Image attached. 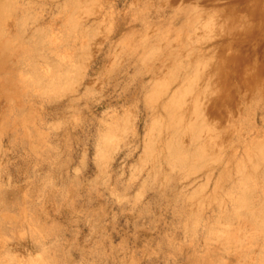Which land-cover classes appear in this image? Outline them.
Returning a JSON list of instances; mask_svg holds the SVG:
<instances>
[{
	"label": "rangeland",
	"instance_id": "rangeland-1",
	"mask_svg": "<svg viewBox=\"0 0 264 264\" xmlns=\"http://www.w3.org/2000/svg\"><path fill=\"white\" fill-rule=\"evenodd\" d=\"M82 1L9 0V4L13 5L10 4L8 7L6 0H0V5L4 4L8 7L0 12L3 16V19L0 16V20L2 19L0 37L8 35L9 38L16 37L24 40L16 41L15 57L10 58L9 62L16 58V61H20L25 56L24 60H29L28 63L33 58L36 61V63H29V66L26 64L25 72L14 71L16 75L1 74L0 87L3 89L5 77V80L9 82L11 79L16 81L18 87L21 81L18 80V76L36 80L34 78L38 77V74L34 73L35 70L41 73L38 81L41 82L40 87L38 85L35 87L32 83H25L26 86L20 84L18 101L7 102L3 99L4 92L2 89L0 91V202L4 200L5 204H13V208L11 207L10 210L8 208L12 224L0 223V264L15 263L10 262L11 258H14L18 264H23L29 257L35 261L43 253L42 246L48 247L46 248L48 251L53 248L57 253L55 264H196L198 259L207 257L206 251L210 244L219 254V257H216L211 264H216L219 260L222 264H244L232 253L222 251L221 245L213 238L215 230H212L215 226L219 227L218 221L222 220L223 223L228 221L217 215L220 205H223L224 207L221 208L226 210L232 206L230 201L226 200L224 196L226 190L223 189H228L229 186L232 188V183L242 179V173L253 174L245 156L250 153L259 156L258 149L264 147V0H248L249 3L247 0H240V2L239 0ZM74 6H80L78 10L75 9L76 28L69 24L71 8ZM251 16L252 18H249ZM5 18L7 22L3 23L6 21ZM27 41L28 43H25ZM32 49H37V52L34 53ZM145 55H148L147 60ZM51 64L53 67L60 65L64 69L72 70L71 76L74 83H71L69 90L65 86H61L57 91L45 89L53 80L54 73L50 72ZM44 70L47 71L44 73ZM229 70L230 72L226 73ZM32 73L34 75L31 76ZM252 74L255 78L250 77L253 76ZM247 76L252 85L247 80ZM42 79L47 80L40 81ZM235 99H238L237 105ZM169 100L172 105L169 104L171 111L166 113L163 103ZM180 102L181 105L178 106ZM184 115L188 116V123L200 127L201 131L198 133L201 135L199 134V140L195 141L186 131L185 135L187 134L188 139L183 134L181 136L183 140H178L180 141L178 146L181 145L187 152L190 149V153L196 151L198 147L205 150L209 156L207 163L201 164L198 161L197 164L202 166L189 173L183 171L181 163L178 164V159L175 160L178 162L175 163L178 167L176 170L170 168L167 162L165 163L169 150L174 153L170 148L173 145L170 143L172 135L169 125L178 117L182 120L186 119L187 122ZM156 121L163 123L161 126H165L161 133L152 130ZM113 127H118L117 134L114 131L111 132L110 129L113 130ZM226 138L230 139L225 142ZM99 139L101 141H98ZM106 148L109 152L112 150L110 154L104 151ZM150 149L155 151L157 161L148 158ZM39 154L46 156V159ZM261 156L259 160H262ZM238 166L245 168L240 167L241 175L240 172L237 173ZM235 175L239 176L237 180ZM61 181L64 182V186ZM215 195H217V201L213 198ZM177 196H179V202L175 200ZM192 196L195 201L191 203ZM200 200L204 201L203 208L197 205ZM178 206L180 210L188 208V212L190 209L191 211L201 209L199 219H196V226L193 222L186 223L183 220ZM1 207L3 206L0 204V210ZM24 217L33 219L32 226L28 225V220L19 225ZM3 228L6 230L1 233ZM183 228H191L189 229L191 234L184 232ZM263 245L264 238L255 245H250L249 250L252 251L253 260L257 258L260 250H263ZM38 246L41 247L40 250ZM220 263L217 262V264Z\"/></svg>",
	"mask_w": 264,
	"mask_h": 264
},
{
	"label": "bare ground",
	"instance_id": "bare-ground-1",
	"mask_svg": "<svg viewBox=\"0 0 264 264\" xmlns=\"http://www.w3.org/2000/svg\"><path fill=\"white\" fill-rule=\"evenodd\" d=\"M13 1V0H12ZM25 1V0H24ZM81 2H83L82 0H80ZM109 1V0H108ZM237 1V0H236ZM248 1V0H247ZM16 1H14V3H15ZM32 2V1H31ZM44 2V1H43ZM77 2H79V1H77ZM139 2V1H138ZM138 2H136V3H138ZM239 2H240V0H239ZM264 2V1H263ZM22 3V2H21ZM25 3V2H24ZM28 3V2H27ZM30 3V2H29ZM28 3V4H29ZM46 3V2H45ZM61 3V2H60ZM70 3V2H69ZM80 3V2H79ZM87 3V2H86ZM135 3V2H134ZM151 3V2H150ZM241 3H242V1H241ZM248 3H249V1H248ZM247 3V4H248ZM11 4V3H10ZM9 4V0H6V5L8 6V5H10ZM57 4V3H56ZM95 4V3H94ZM165 4V3H164ZM224 4V3H223ZM261 4V3H260ZM6 5H4V4H1L0 5V12L1 11H4V10H6V9H8V7L6 6ZM11 5H13V4H11ZM25 5V4H24ZM68 5V4H67ZM75 5V4H74ZM138 5V4H137ZM136 5V6H137ZM222 5V4H221ZM229 5V4H228ZM234 5V4H233ZM249 5V4H248ZM264 5V4H263ZM16 6V5H15ZM27 6V5H26ZM33 6H35V5H33ZM32 6V7H33ZM59 6V5H58ZM57 6V7H58ZM61 6V5H60ZM81 6V5H80ZM80 6H74V7H72L71 8V17H70V19H69V24H71L72 25V27H75V23H76V20H75V18H74V16L76 15V12H75V9H77L78 10V8L80 7ZM136 6H135V8H136ZM215 6V5H214ZM226 6V5H225ZM235 6V5H234ZM233 6V7H234ZM254 6H256V5H254ZM261 6V5H260ZM24 7V6H23ZM62 7V6H61ZM148 7V6H147ZM193 7V6H192ZM227 7V6H226ZM40 8V7H39ZM50 8V7H49ZM98 8V7H97ZM113 8V7H112ZM134 8V7H133ZM173 8V7H172ZM9 9H12V8H9ZM61 9V8H60ZM258 9V8H257ZM29 11H31V9H28ZM69 10V9H68ZM93 10H95L94 8H93ZM170 10V9H169ZM173 10V9H172ZM178 10V9H177ZM232 10H234V9H232ZM237 10V9H236ZM63 11V10H62ZM65 11V10H64ZM97 11V13L99 12L98 11V9L96 10ZM160 11V10H159ZM219 11V10H218ZM223 11H224V9H223ZM222 11V12H223ZM226 11V10H225ZM230 11V10H229ZM247 11V10H246ZM34 12V11H33ZM32 12V13H33ZM48 12H50V11H48ZM74 12H75V14H74ZM94 12V11H93ZM161 12V11H160ZM221 12V13H222ZM232 12H234V11H232ZM231 12V13H232ZM244 12V11H243ZM4 13V12H3ZM6 13V12H5ZM17 13H18V10H17ZM26 13V12H25ZM24 13V14H25ZM31 13V12H30ZM67 13V12H66ZM70 13V12H69ZM106 13V12H105ZM111 13V12H110ZM214 13V12H213ZM219 13V12H218ZM230 13V12H229ZM230 13V14H231ZM245 13V12H244ZM28 14V13H27ZM35 14V13H34ZM58 14V13H57ZM81 14V13H80ZM84 14H86V13H84ZM147 14V13H146ZM189 14V13H188ZM226 14V13H225ZM234 14V13H233ZM3 15V14H2ZM9 15V14H8ZM40 15V14H39ZM54 15V14H53ZM94 15H95V13H94ZM128 15V14H127ZM244 15V14H243ZM1 16V15H0ZM13 16H15V15H13ZM12 16V17H13ZM31 17H32V15H30ZM34 16V15H33ZM81 16V15H80ZM92 16V15H91ZM210 16V15H209ZM212 16V15H211ZM216 16V15H215ZM224 16V15H223ZM236 16V15H235ZM16 17V16H15ZM25 17V16H24ZM51 17V16H50ZM83 17H85V16H83ZM88 17V16H87ZM205 17V16H204ZM255 17V16H254ZM1 18L3 19V16H1ZM33 18V17H32ZM40 18V17H39ZM86 18V17H85ZM207 18V17H206ZM221 18V17H220ZM224 18V17H223ZM249 18H252V16L251 17H249ZM260 18V17H259ZM2 19L0 20V21H2ZM6 19V18H5ZM30 19V18H29ZM34 19V18H33ZM89 19V18H88ZM235 19V18H234ZM233 19V20H234ZM28 20V19H27ZM50 20V19H49ZM141 20V19H140ZM251 20V19H250ZM14 21H17V20H14ZM20 21V20H19ZM35 21H36V19H35ZM150 21V20H149ZM238 21V20H237ZM244 21V20H243ZM5 22H7V19H6V21H4L3 23H5ZM51 22V21H50ZM84 22V21H83ZM82 22V23H83ZM173 22V21H172ZM21 23H23V22H21ZM138 23V22H137ZM231 23V22H230ZM234 23H235V21H234ZM260 23V22H259ZM25 24V23H24ZM64 24V23H63ZM227 24V23H226ZM229 24V23H228ZM4 25V24H3ZM18 25V24H17ZM70 25V26H71ZM232 25H233V23H232ZM247 25V24H246ZM67 26H69V25H67ZM82 26H84V25H82ZM102 26V25H101ZM228 26V25H227ZM248 26V25H247ZM99 27V26H98ZM152 27V26H151ZM260 27V26H259ZM3 28H5V27H3ZM31 28H32V26H31ZM76 28V27H75ZM104 28V27H103ZM167 28V27H166ZM224 28V27H223ZM25 29H26V27H25ZM145 29V28H144ZM155 29V28H154ZM212 29V28H211ZM244 29V28H243ZM258 29V28H257ZM51 30V29H50ZM49 30V31H50ZM102 30V29H101ZM246 30V29H245ZM250 30V29H249ZM19 31V30H18ZM103 31V30H102ZM150 31V30H149ZM206 31V30H205ZM212 31H214V30H212ZM224 31V30H223ZM247 31V30H246ZM245 31V32H246ZM254 31V30H253ZM260 31V30H259ZM10 32V31H9ZM22 32V31H21ZM43 32H45V31H43ZM204 32V31H203ZM219 32V31H218ZM236 32V31H235ZM244 32V31H243ZM72 32L69 30V34H71ZM107 33V32H106ZM198 33V32H197ZM216 33V32H215ZM234 33V32H233ZM36 34V33H35ZM47 34V33H46ZM51 34V33H50ZM62 34H64V33H62ZM81 34V33H80ZM225 34H227V33H225ZM231 34V33H230ZM241 34V33H240ZM257 34H258V32H257ZM21 35V34H20ZM42 35V34H41ZM75 35V34H74ZM82 35V34H81ZM137 35V34H136ZM167 35V34H166ZM263 35H264V33H263ZM37 36V35H36ZM48 36V35H47ZM76 36H78V35H76ZM89 36V35H88ZM87 36V37H88ZM191 36V35H190ZM192 36H194V34L192 35ZM218 36V35H217ZM220 36V35H219ZM238 36V35H237ZM23 37V36H22ZM59 37V36H58ZM63 37V36H62ZM71 37V36H70ZM72 37H74V36H72ZM79 37V36H78ZM147 37H148V35H147ZM234 37H235V35H234ZM249 37V36H248ZM261 37V36H260ZM259 37V38H260ZM1 39H0V79H1V74H6V75H10V74H15L14 73V71H16V72H18V73H21V72H25V69H24V67H27L26 66V64H28V66H29V63H31L32 64V62L34 63H36V61L34 60V58H33V60H31L29 63H28V61L29 60H24V58L26 57H24L22 60H20V61H16L17 60V58L14 60V61H12V62H9L13 57H15V51H14V45H15V43H17L16 41H18L19 39H22V38H16L15 37V39L14 38H9V36L8 35H3L2 37H0ZM39 38V37H38ZM44 38H45V36H44ZM80 38V37H79ZM82 38V37H81ZM134 38V37H133ZM152 38H154V37H152ZM167 38V37H166ZM165 38V39H166ZM192 38V37H191ZM236 38V37H235ZM245 38V37H244ZM246 38H247V36H246ZM245 38V39H246ZM258 38V37H257ZM33 39V38H32ZM90 39V38H89ZM97 39V38H96ZM150 39V38H149ZM159 39V38H158ZM176 39V38H175ZM195 39V38H194ZM254 39V38H253ZM252 39V40H253ZM261 39V38H260ZM23 40V39H22ZM37 40V39H36ZM60 40V39H59ZM204 40V39H203ZM235 40V39H234ZM243 40V39H242ZM248 40V39H247ZM250 40V39H249ZM251 40V41H252ZM24 41V40H23ZM40 41V40H39ZM73 41H75V40H73ZM103 41V40H102ZM199 41V40H198ZM215 41V40H214ZM214 41H212V42H214ZM230 41V40H229ZM255 41V40H254ZM22 42V41H21ZM21 42H19V43H21ZM164 42V41H163ZM235 42V41H234ZM238 42V41H237ZM241 42V41H240ZM259 42V41H258ZM25 43H28V41L27 42H25ZM79 43V42H78ZM131 43V42H130ZM233 43V42H232ZM22 44H23V42H22ZM101 44V43H100ZM223 44H224V42H223ZM24 45V44H23ZM68 45V44H67ZM67 45H66V47H67ZM103 45V44H102ZM138 45V44H137ZM208 45V44H207ZM220 45V44H219ZM249 45V44H248ZM253 45V44H252ZM257 45V44H256ZM21 46V45H20ZM46 46H48V45H46ZM76 46V45H75ZM134 46H135V44H134ZM162 46V45H161ZM185 46V45H184ZM246 46V45H245ZM25 47V46H24ZM31 47V46H30ZM59 47V46H58ZM92 47V46H91ZM118 47H120V46H118ZM220 47V46H219ZM256 47V46H255ZM110 48V47H109ZM158 48V47H157ZM167 48V47H166ZM221 48V47H220ZM227 48V47H226ZM231 48V47H230ZM233 48V47H232ZM38 49V48H37ZM36 49V50H37ZM40 49V48H39ZM179 49V48H178ZM224 49V48H223ZM229 49V48H228ZM235 49H236V47H235ZM234 49V50H235ZM244 49V48H243ZM242 49V50H243ZM33 50V49H32ZM36 50H33V51H35L34 53H36L37 51ZM77 50V49H76ZM120 50V49H119ZM134 50V49H133ZM182 50V49H181ZM199 50V49H198ZM85 51V50H84ZM95 51V50H94ZM169 51V50H168ZM226 51V50H225ZM29 52V51H28ZM77 52H78V50H77ZM218 52V51H217ZM238 52H240L239 51V49H238ZM254 52V51H253ZM256 52V51H255ZM262 52V51H261ZM39 53V52H38ZM83 53V52H82ZM93 53V52H92ZM121 53V52H120ZM149 53V52H148ZM42 54V53H41ZM54 54V53H53ZM144 54V53H143ZM155 54V53H154ZM194 54V53H193ZM237 54V53H236ZM247 54H249V53H247ZM246 54V55H247ZM118 55V54H117ZM149 55V54H148ZM148 55H145V60H147V57H148ZM163 55V54H162ZM252 55V54H251ZM30 56H32V55H30ZM52 56V55H51ZM94 56V55H93ZM92 56V57H93ZM127 56V55H126ZM136 56V55H135ZM150 56V55H149ZM227 56V55H226ZM225 56V57H226ZM236 56V55H235ZM258 56H259V54H258ZM22 57V56H21ZM44 57V56H43ZM53 57V56H52ZM120 57V56H119ZM125 57V56H124ZM195 57V56H194ZM11 58V59H10ZM61 58V57H60ZM67 58V57H66ZM94 58H95V56H94ZM93 58V59H94ZM127 58V57H126ZM158 58V57H157ZM160 58H162V57H160ZM250 58V57H249ZM27 59H28V57H27ZM53 59V58H52ZM51 59V60H52ZM62 60H63V58H61ZM84 59V58H83ZM90 59L92 60V58L90 57ZM118 59V58H117ZM123 59V58H122ZM143 59V58H142ZM152 59V58H151ZM155 59V58H154ZM182 59V58H181ZM221 59V58H220ZM230 59V58H229ZM248 59V58H247ZM246 59V60H247ZM41 60V59H40ZM62 60H60V61H62ZM67 60V59H66ZM70 60V59H69ZM74 60V59H73ZM153 60V59H152ZM162 60V59H161ZM160 60V61H161ZM223 60V59H222ZM241 60V59H240ZM76 61V60H75ZM80 61V60H79ZM143 61V60H142ZM154 61V60H153ZM189 61H191V60H189ZM224 61H225V58H224ZM250 61V60H249ZM255 61V60H254ZM48 62H50V61H48ZM53 62H54V60H53ZM122 62V61H121ZM184 62V61H183ZM215 62V61H214ZM52 63V62H51ZM59 63H61V62H59ZM74 63H76V62H74ZM152 63V62H151ZM170 63V62H169ZM212 63V62H211ZM211 63H210V65H211ZM218 64H219V62H217ZM226 63V62H225ZM246 63V62H245ZM250 63V62H249ZM47 64V63H46ZM56 64H57V62H56ZM68 64H69V62H68ZM71 64V63H70ZM83 64V63H82ZM120 64V63H119ZM163 64V63H162ZM213 64V63H212ZM223 64V63H222ZM227 65H228V63H226ZM53 64H51V70H50V72H53L54 74H53V80L52 79H50V80H52L50 83H51V85L50 86H48V87H45V89L46 88H48L49 90L48 91H52V90H50V89H56L55 91H57L61 86H65V88L67 89V90H69L70 88H71V83H74L73 82V77L71 76V71H69L68 69H64V67H61L60 65L59 66H52ZM114 65H115V63H114ZM113 65V66H114ZM209 65V64H208ZM216 65V64H215ZM246 65V64H245ZM32 66V65H31ZM30 66V67H31ZM48 66V65H47ZM73 66V65H72ZM71 66V67H72ZM80 66V65H79ZM79 66H77V67H79ZM108 66V65H107ZM121 66V65H120ZM158 66V65H157ZM220 66V65H219ZM225 66V65H224ZM74 67V66H73ZM156 67V66H155ZM228 67V66H227ZM250 67V66H249ZM44 68V67H43ZM67 68H68V66H67ZM75 68V67H74ZM182 68V67H181ZM220 68V67H219ZM27 69V68H26ZM34 69H35V67H34ZM44 69H46V67L44 68ZM224 69V68H223ZM256 69H257V67H256ZM32 71H34L33 69H31ZM39 70V69H38ZM74 70V69H73ZM78 70V69H77ZM105 70H106V68H105ZM111 70V69H110ZM45 71H47V70H44V73H45ZM49 71V70H48ZM118 71V70H117ZM161 71V70H160ZM208 71V70H207ZM206 71V72H207ZM242 71V70H241ZM41 72V71H40ZM74 72V71H73ZM205 72V71H204ZM203 72V73H204ZM222 72V71H221ZM230 72V70L229 71H227L226 73H229ZM233 72V71H232ZM28 73H29V71H28ZM28 73H26V74H28ZM36 75L38 74V77L37 76H35V78L34 79H36V80H32V79H26L24 76H18L19 77V81H20V83H19V86L17 87V85L16 84H18V83H16V81H14V80H10V82L9 81H7V80H5L6 79V77L4 78V81H5V84L3 85L6 89H4V87H3V89L0 87V91H1V89H2V91L4 92L3 93V96L5 97V98H3V99H5L7 102H9V103H12V102H15L16 100L18 101V94L20 93L19 92V89H21V85L20 84H24L25 85V83H28V84H30V83H32L33 85H35V87L38 85L39 87H40V84H41V82H38L39 81V79H40V74L41 73H39V72H37V70H35V72H34ZM48 73V72H47ZM110 73V72H109ZM118 73H120V72H118ZM179 73V72H178ZM264 73V72H263ZM23 74V73H22ZM21 74V75H22ZM79 74V73H78ZM159 74V73H158ZM205 74V73H204ZM16 75V74H15ZM32 75H34L33 73L31 74V76ZM74 75V74H73ZM227 75V74H226ZM250 75V74H249ZM253 75V74H252ZM5 76V75H4ZM26 76V75H25ZM47 76H48V74H47ZM50 76V75H49ZM158 76V75H157ZM231 76V75H230ZM230 76H228V77H230ZM15 77V76H14ZM51 77H52V75H51ZM81 77V76H80ZM204 77V76H203ZM250 77H253V78H255L254 77V75L253 76H250ZM44 78H45V76H44ZM183 78V77H182ZM247 80L249 81L250 79H249V77L247 76ZM49 79V78H48ZM101 79V78H100ZM131 79V78H130ZM231 79V78H230ZM257 79V78H256ZM47 80V79H46ZM46 80H40V81H46ZM161 80V79H160ZM164 80V79H163ZM176 80V79H175ZM232 80V79H231ZM238 80V79H237ZM252 80V79H251ZM253 80H255V79H253ZM259 79H257V81H258ZM25 81V82H24ZM49 81V80H48ZM226 81H228V79L226 80ZM225 81V82H226ZM245 81H246V79H245ZM24 82V83H23ZM107 82V81H106ZM118 82V81H117ZM203 82V81H202ZM232 82V81H231ZM244 82V81H243ZM259 82V81H258ZM48 83V82H47ZM47 83H46V86H47ZM215 83H216V81H215ZM249 83H251V81H249ZM264 83V82H263ZM31 84V85H32ZM43 84V83H42ZM44 84H45V82H44ZM158 84H159V82H158ZM192 84H193V82H192ZM228 84V83H227ZM243 84V83H242ZM248 84V83H247ZM247 84H246V86H247ZM253 83H251V85H252ZM261 84V83H260ZM260 84H259V86H260ZM2 84H1V81H0V86H1ZM30 85V86H31ZM74 85V84H73ZM86 85V84H85ZM94 85V84H93ZM155 85V84H154ZM244 85H245V83H244ZM26 86V85H25ZM37 86V87H38ZM128 86V85H127ZM159 86V85H158ZM186 86V85H185ZM201 86V85H200ZM213 86V85H212ZM229 86V85H228ZM228 86H227V88H228ZM240 86H241V84H240ZM243 86V85H242ZM23 87V86H22ZM163 87V86H162ZM182 87V86H181ZM249 85H248V89H249ZM27 88V87H26ZM44 88V87H43ZM64 88V87H63ZM74 88V87H73ZM79 88V87H78ZM88 88V87H87ZM92 88V87H91ZM147 88V87H146ZM154 88V87H153ZM159 88V87H158ZM160 88H161V86H160ZM192 88V87H191ZM213 88V87H212ZM224 88V87H223ZM222 88V89H223ZM254 88V87H253ZM25 89V87L23 88V90ZM44 89V90H45ZM237 89V88H236ZM258 90L260 89V88H257ZM27 90V89H26ZM36 90V89H35ZM38 90V89H37ZM75 90H76V88H75ZM91 90H93V89H91ZM97 90V89H96ZM147 90V89H146ZM220 90H221V88H220ZM226 90V89H225ZM224 90V91H225ZM230 90V89H229ZM240 90H241V88H240ZM250 90V89H249ZM252 90V89H251ZM31 91V90H30ZM41 92H43L42 90H40ZM48 91H47V93H48ZM100 91V90H99ZM128 91V90H127ZM142 91V90H141ZM193 91V90H192ZM227 91V90H226ZM242 91H243V89H242ZM23 92V91H22ZM36 92V91H35ZM88 92V91H87ZM158 92V91H157ZM187 92V91H186ZM185 92V93H186ZM241 92V91H240ZM257 92V91H256ZM263 92V91H262ZM24 93V92H23ZM55 93V92H54ZM58 93H59V95H60V97H61V94H60V92L58 91ZM65 93V92H64ZM64 93L62 94V95H64ZM73 93V92H72ZM71 93V94H72ZM86 93V92H85ZM84 93V94H85ZM89 93V92H88ZM161 93H163L162 91H161ZM189 93V92H188ZM230 93V92H229ZM228 93V94H229ZM235 93V92H234ZM239 93V92H238ZM260 93V92H259ZM33 94V93H32ZM69 94V93H68ZM198 94V93H197ZM196 94V95H197ZM237 94V93H236ZM235 94V95H236ZM248 94V93H247ZM263 94H264V92H263ZM73 95H75V94H73ZM90 95V94H89ZM173 95V94H172ZM190 95H191V93H190ZM209 95V94H208ZM222 95V94H221ZM230 95V94H229ZM251 95V94H250ZM252 95H254L253 93H252ZM259 95V94H258ZM68 96V95H67ZM234 96V95H233ZM257 96V95H256ZM263 96V95H262ZM80 97V96H79ZM145 97H147V96H145ZM173 97V96H172ZM190 97H192V96H190ZM189 97V98H190ZM228 97V96H227ZM243 97V96H242ZM247 97V96H246ZM259 97V96H258ZM33 98V97H32ZM37 98V97H36ZM72 98V97H71ZM148 98V97H147ZM155 98V97H154ZM170 98V97H169ZM213 98V97H212ZM222 98H223V96H222ZM234 98H235V96H234ZM26 99V98H25ZM42 99V98H41ZM61 99V98H60ZM162 99V98H161ZM201 99H203V98H201ZM233 99V98H232ZM246 99H248V98H246ZM263 99V98H262ZM48 100V99H47ZM72 100V99H71ZM74 100V99H73ZM144 100V99H143ZM160 100V99H159ZM174 100V102H177L176 101V99H173ZM229 100H231V99H229ZM235 100H237V102L235 103L236 105H237V103H238V99H235ZM25 101V100H24ZM28 100L26 99V101L25 102H27ZM51 101V100H50ZM70 101V100H69ZM208 101V100H207ZM227 101V100H226ZM250 101V100H249ZM57 102V101H56ZM72 102V101H71ZM151 102H153V101H151ZM230 102V101H229ZM228 102V103H229ZM54 103V102H53ZM74 103V102H73ZM75 103H76V101H75ZM74 103V104H75ZM155 103V102H154ZM171 100H169L168 102H164L163 104V107H165V109L164 108H162V109H164L165 111H166V113H169V111H171ZM199 103V102H198ZM222 102H220V104H221ZM246 103H247V101H246ZM46 104V103H45ZM77 104V103H76ZM75 104V105H76ZM171 106H170V105ZM206 104V103H205ZM225 104V103H224ZM227 104V103H226ZM234 104V105H235ZM154 105V104H153ZM181 105V102H180V104L178 105V106H180ZM199 105V104H198ZM204 105V104H203ZM228 105V104H227ZM235 105V106H236ZM34 106V105H33ZM73 106V105H72ZM147 106V105H146ZM206 106V105H205ZM245 106V105H244ZM248 106V105H247ZM259 106V105H258ZM71 107V106H70ZM83 107V106H82ZM176 107V106H175ZM202 107V106H201ZM222 107V106H221ZM208 108V107H207ZM223 108V107H222ZM221 108V109H222ZM241 108V107H240ZM239 108V109H240ZM71 109V108H70ZM74 109H76V107L74 108ZM80 109H82V108H80ZM79 109V110H80ZM152 109V108H151ZM198 109V108H197ZM226 109V108H225ZM205 110V109H204ZM203 110V111H204ZM219 110V109H218ZM227 110V109H226ZM236 110V109H235ZM20 111V110H19ZM69 111V110H68ZM71 111V110H70ZM182 110H180V112H181ZM234 111V110H233ZM10 112H12L11 110H10ZM72 112V111H71ZM80 112V111H79ZM184 112V111H183ZM242 112V111H241ZM130 113V112H129ZM161 113V112H160ZM198 113H199V110H198ZM1 114V113H0ZM39 114V113H38ZM73 114V113H72ZM124 114V113H123ZM180 114V113H179ZM165 115V114H164ZM171 115V114H170ZM180 115H183V114H180ZM217 115V114H216ZM228 115V114H227ZM58 116V115H57ZM66 116V115H65ZM185 116V115H184ZM220 116H221V114H220ZM47 117V116H46ZM116 117V116H115ZM176 117H177V114H176ZM186 117V116H185ZM184 117V118H185ZM188 117V116H187ZM186 117V118H187ZM66 118V117H65ZM79 118V117H78ZM163 118V117H162ZM12 120H13V118H11ZM26 119V118H25ZM24 119V120H25ZM116 119V118H115ZM124 119H126V118H124ZM123 119V120H124ZM128 119V118H127ZM130 119V118H129ZM159 119V118H158ZM207 119V118H206ZM208 119H210V118H208ZM226 119V118H225ZM39 120V119H38ZM57 120V119H56ZM162 120V119H161ZM171 120V119H170ZM190 120V119H189ZM114 121H116V120H114ZM113 121V122H114ZM125 121V120H124ZM131 121V120H130ZM222 121V120H221ZM107 122V121H106ZM184 122H186V119L185 120H182V118L181 117H178V118H175V122L174 123H172V124H170L169 125V127H170V131H171V135H172V140L170 139V143L173 145V146H171L170 148H171V150H173L174 151V153H172V151L170 152V150H169V154H166V161H165V163L167 162V165L170 167V168H172L173 170L175 169L176 170V168H178L177 167V164H175V163H178V164H180L181 163V166H179V167H181L182 169H183V171L185 170L186 172H191V171H194V170H196L197 168H199L200 166H202L201 164H202V162H205V163H207L208 162V159H209V156L207 155V153H205L206 151L205 150H201V148L200 149H198V147H196V151H194V152H189L190 151V149H189V151L187 152V151H185V149L183 150L182 149V147H181V145H179L178 146V143L180 144V141L178 142V140H183L182 138H181V136L184 134L185 135V133H186V131H188L190 134H191V136H192V140H195V141H198L199 140V134L200 133H198V132H200L201 130H200V127H198L196 124H192V123H188V118H187V122L186 123H184ZM204 122V121H203ZM219 122V121H218ZM243 122V121H242ZM111 123V122H110ZM109 123V124H110ZM122 123H123V121H122ZM130 123V122H129ZM230 123V122H229ZM62 124V123H61ZM97 124V123H96ZM206 124V123H205ZM220 124V123H219ZM234 124V123H233ZM233 124H232V126H233ZM239 124H241V123H239ZM43 125V124H42ZM41 125V126H42ZM108 125V124H107ZM115 125V124H114ZM124 125V127H125V124H123ZM161 125H163V123H157V121H156V124L155 125H153L152 127H153V129L152 130H154L155 132H157V133H161V131H162V129H163V131H164V129H165V126H161ZM204 125V124H203ZM111 126H113V125H111ZM200 126V125H199ZM227 126H228V124H227ZM40 127V126H39ZM102 127V126H101ZM123 127V128H124ZM224 127V126H223ZM42 128V127H41ZM104 128H106V127H104ZM123 128H120V129H123ZM166 128H167V126H166ZM228 128V127H227ZM62 129V128H61ZM117 129V130H116ZM126 129V128H125ZM169 129V128H168ZM167 129V130H168ZM226 129V128H225ZM246 129V128H245ZM255 129V128H254ZM39 130V129H38ZM43 130V129H42ZM55 130V129H54ZM103 130V129H102ZM111 130V132H116V134H117V132H118V127H113V130L112 129H110ZM228 130V129H227ZM232 130V129H231ZM45 131V130H44ZM47 131V130H46ZM45 131V132H46ZM107 131H109V129H107ZM72 132V131H71ZM101 132H103V131H101ZM121 132V131H120ZM205 132V131H204ZM227 132V131H226ZM230 132V131H229ZM240 132V131H239ZM19 133V132H18ZM32 133V132H31ZM123 133V132H122ZM121 133V134H122ZM104 134H105V132H104ZM120 134V135H121ZM125 134V133H124ZM153 134H155V133H153ZM223 134V133H222ZM49 135V134H48ZM85 135V134H84ZM187 135V134H186ZM185 135V136H186ZM201 135V134H200ZM221 135V134H220ZM13 136V135H12ZM15 136V135H14ZM38 136H40V135H38ZM37 136V137H38ZM116 136V135H115ZM125 136V135H124ZM124 136H122V137H124ZM185 136H183V137H185ZM233 136V135H232ZM102 137V136H101ZM122 137H119L120 139L122 138ZM144 137V136H143ZM171 137V136H170ZM189 137V136H188ZM225 137V136H224ZM231 137V136H230ZM242 137V136H241ZM13 138V137H12ZM151 138V137H150ZM154 138V137H153ZM186 138H187V136H186ZM207 138V137H206ZM212 138V137H211ZM11 139V138H10ZM19 139V138H18ZM101 139V138H100ZM98 140V141H101V140ZM103 139H104V137H103ZM167 139V138H166ZM188 139V138H187ZM230 139V138H229ZM228 139V140H229ZM115 140H116V137H115ZM147 140V139H146ZM227 140V138H226V141L225 142H227L228 141ZM242 140V139H241ZM111 141V140H110ZM143 141V140H142ZM167 141V140H166ZM233 141V140H232ZM22 142V141H21ZM144 142V141H143ZM182 142V141H181ZM205 142V141H204ZM208 142H209V140H208ZM25 143V142H24ZM101 143V142H100ZM212 143V142H211ZM19 144H20V142H19ZM27 144V143H26ZM115 143H113V145H114ZM117 144H118V142H117ZM174 144H176L177 146H175ZM213 144V143H212ZM216 144V143H215ZM224 144V143H223ZM227 144V143H226ZM254 144V143H253ZM21 145V144H20ZM101 145V144H100ZM120 145V144H119ZM147 145V144H146ZM168 145V144H167ZM201 145V144H200ZM199 145V146H200ZM203 145V144H202ZM201 145V146H202ZM237 145V144H236ZM25 146V145H24ZM24 146H23V148H24ZM169 146V145H168ZM197 146V145H196ZM205 146V145H204ZM254 146V145H253ZM11 147V146H10ZM101 147V146H100ZM148 147V146H147ZM210 147V146H209ZM225 147V146H224ZM238 147V146H237ZM14 148V147H13ZM20 148H22V147H20ZM102 148H104V147H102ZM149 148H150V146H149ZM148 148V149H149ZM161 148V147H160ZM166 148V147H165ZM184 148V147H183ZM220 148V147H219ZM222 148V147H221ZM226 148V147H225ZM224 148V149H225ZM228 148V147H227ZM226 148V149H227ZM251 148V147H250ZM16 149V148H15ZM166 149H168V148H166ZM210 149V148H209ZM234 149V148H233ZM104 150V149H103ZM111 150V149H110ZM211 151H213L212 150V148L210 149ZM209 150V151H210ZM219 150V149H218ZM243 150V149H242ZM46 151V150H45ZM104 151H107V148H106V150H104ZM112 151V150H111ZM110 151V152H111ZM251 151V150H250ZM258 151H259V153H260V155L258 156V155H256L255 153H253V154H247V156H245V160H248V165H249V167L251 168V170H252V172H253V174H249V175H247V174H244V173H242V179L241 180H238V182L237 183H232V185H233V187L231 188V186H229L230 188H231V190H230V188H228V189H223V190H226V191H224L225 192V197H226V200L227 201H230V203L232 204V206H231V208L230 209H228V210H226V209H223V208H221L222 206L220 205L219 207H220V209L218 210V208H217V210L219 211V213L217 214L218 215V217H220V218H225V219H228V221L226 222L225 220V222L226 223H223V221L221 220V221H218V225H219V227H217L216 228V226H215V229H213L212 231H214L215 230V232L213 233V238L216 240L215 242L216 243H219L220 245H221V247H222V251H224L225 253H228V254H233L234 256H236L238 259H241L240 260V262L242 261V262H244V264L245 263H247V264H264V248H263V250H260V252H259V254H257L258 256H257V258L255 259V260H253L252 259V256H251V250H249L250 248H251V246L250 245H255V243H257L258 241H260V239H262V238H264V147H261V148H259L258 149ZM59 152V151H58ZM107 152H109V151H107ZM110 152H109V154H110ZM147 152V151H146ZM155 152V151H154ZM151 149L149 150V157L148 158H150V159H153V160H156L157 161V157H156V153H154ZM167 152V151H166ZM204 152V153H203ZM224 152V151H223ZM20 153V152H19ZM41 153H43V152H41ZM40 153V154H41ZM57 153V152H56ZM145 153V152H144ZM214 153V152H213ZM218 153V152H217ZM238 153V152H237ZM258 153V152H257ZM258 153V154H259ZM21 154V153H20ZM39 154V155H40ZM106 154V153H105ZM215 154H216V152H215ZM246 154V153H245ZM101 155V154H100ZM107 155V154H106ZM210 155V154H209ZM213 155V154H212ZM218 155V154H217ZM234 155V154H233ZM262 155V156H261ZM35 156V155H34ZM40 156H42L43 157V154L42 155H40ZM84 156V155H83ZM103 156H105V155H103ZM207 156H208V158H207ZM216 156V155H215ZM260 156L262 157V160H259L260 159ZM7 157V156H6ZM46 157V156H45ZM45 157H43L44 159H46ZM159 157V156H158ZM210 157L211 158H213L211 155H210ZM54 158V157H53ZM163 158V157H162ZM229 158V157H228ZM98 159V158H97ZM101 159V158H100ZM100 159H98V160H100ZM147 159V158H146ZM160 159V158H159ZM176 159H178L179 161L178 162H176L175 160ZM216 160H217V157L215 158ZM212 160V159H211ZM234 160V159H233ZM102 161V160H101ZM100 161V162H101ZM141 161V160H140ZM198 161H200L201 162V164H197V162ZM214 161V160H213ZM219 161V160H218ZM43 162V161H42ZM49 162V161H48ZM141 162H144V161H141ZM148 162V161H147ZM146 162V163H147ZM160 162V161H159ZM228 162V161H227ZM102 163V162H101ZM209 163H212V162H210L209 161ZM215 163H217L216 161H215ZM231 163V162H230ZM46 164V163H45ZM229 164V163H228ZM95 165V164H94ZM101 165H103V164H101ZM148 165V164H147ZM207 165V164H206ZM231 165V164H230ZM243 165H245V164H243ZM110 166V165H109ZM139 166V165H138ZM234 166V165H233ZM236 166V165H235ZM162 167V166H161ZM241 167V166H240ZM240 167L238 166V168L237 169H239V171L237 172V173H239L240 172ZM247 167V166H246ZM141 168V167H140ZM144 168V167H143ZM208 168V167H207ZM211 168V167H210ZM224 168H226V167H224ZM236 168H234V169H236ZM242 168V167H241ZM106 169V168H105ZM155 169V168H154ZM242 169H245V168H242ZM67 170V169H66ZM198 170V169H197ZM233 170V169H232ZM57 171V170H56ZM99 171V170H98ZM158 171V170H157ZM178 171V170H177ZM235 171V170H234ZM260 171H262V172H260ZM78 172V171H77ZM105 172V171H104ZM107 172V171H106ZM176 172V171H175ZM209 172V171H208ZM259 172L261 173L260 175H259ZM194 173V172H193ZM231 173V172H230ZM235 172H233V174H234ZM237 173H235V174H237ZM250 173H251V171H250ZM6 174V173H5ZM192 174V173H191ZM213 174V173H212ZM96 175V174H95ZM107 175V174H106ZM105 175V176H106ZM219 175V174H218ZM222 175V174H221ZM229 175V174H228ZM232 175V174H231ZM230 175V178L232 177ZM239 175V174H238ZM240 175H241V172H240ZM226 176V178H227V175H225ZM235 176H237V175H235ZM1 177V176H0ZM57 177V176H56ZM75 177V176H74ZM154 177V176H153ZM192 177V176H191ZM209 177V176H208ZM220 177V176H219ZM234 177V176H233ZM239 176H237V177H235V179L236 178H238ZM10 178V177H9ZM8 178V179H9ZM188 178V177H187ZM190 178V177H189ZM210 178V177H209ZM225 178V177H224ZM228 178H229V176H228ZM7 179V178H6ZM121 179V178H120ZM131 179V178H130ZM156 179V178H155ZM155 179H154V182H155ZM212 179V178H211ZM53 180V179H52ZM71 180V179H70ZM78 180V179H77ZM105 180V179H104ZM237 180V179H236ZM3 181V180H2ZM45 181V180H44ZM48 181V180H47ZM121 181V180H120ZM56 182V181H55ZM71 182V181H70ZM157 182V181H156ZM206 182V181H205ZM215 182V181H214ZM61 183H62V181H61ZM60 183V184H61ZM165 183V182H164ZM224 183V182H223ZM226 183V182H225ZM63 184V186L65 185L64 184V182L62 183ZM144 184V183H143ZM215 184V183H214ZM213 184V185H214ZM219 184V183H218ZM222 184V183H221ZM13 185V184H12ZM48 185V184H47ZM103 185V184H102ZM109 185V184H108ZM113 185V184H112ZM162 185V184H161ZM161 185H159V186H161ZM226 185V184H225ZM206 186H208V184L206 185ZM215 186V185H214ZM222 186H224V185H222ZM103 187H104V185H103ZM133 187V186H132ZM59 188V187H58ZM65 188V187H64ZM116 188V187H115ZM143 188V187H142ZM216 188H217V186H216ZM16 189V188H15ZM43 189V188H42ZM177 189V188H176ZM40 190H41V187H40ZM44 190V189H43ZM53 190H55V189H53ZM65 190V189H64ZM113 190H115L114 188H113ZM221 190V189H220ZM219 190V191H220ZM32 191V190H31ZM58 191V190H57ZM98 191V190H97ZM117 191V190H116ZM132 191V190H131ZM46 192V191H45ZM58 192H60V191H58ZM192 192V191H191ZM191 192H190V194H191ZM215 192V191H214ZM261 192H262V194H261ZM194 193V192H193ZM222 193H223V191H222ZM38 195H40L39 193H37ZM41 194H43V193H41ZM188 194V193H187ZM196 194V193H195ZM219 194H220V192H219ZM260 194L263 196V198L260 196ZM18 195V194H17ZM33 195V194H32ZM60 195V194H59ZM63 195V194H62ZM66 195V194H65ZM113 195V194H112ZM140 195V194H139ZM185 195V194H184ZM199 195V194H198ZM201 195V194H200ZM206 195V194H205ZM36 196V195H35ZM64 196V195H63ZM130 196V195H129ZM187 196V195H186ZM195 197H196V195H194ZM209 195H207V197H208ZM221 196V195H220ZM19 197V196H18ZM38 197V196H37ZM79 197V196H78ZM181 197V196H180ZM189 197H191V195L189 196ZM197 197H199V196H197ZM205 197V196H204ZM210 197H211V195H210ZM127 198V197H126ZM136 198V197H135ZM182 198H184V197H182ZM209 198V197H208ZM207 198V199H208ZM213 198H216V201H217V195H215V197L213 196ZM212 198V200H214L215 201V199H213ZM4 199V198H3ZM22 199V198H21ZM32 199V198H31ZM30 199V200H31ZM40 199V198H39ZM63 199H65V198H63ZM122 199V198H121ZM178 199H179V196H177V197H175V200L176 201H178ZM191 199V198H190ZM206 199V198H205ZM211 199V198H210ZM25 200V199H24ZM35 200V199H34ZM42 200V199H41ZM136 200V199H135ZM187 200H189V199H187ZM194 199H193V196H192V200L190 201L191 203L192 202H194L193 201ZM218 200H219V195H218ZM16 201H17V199H16ZM36 201V200H35ZM39 201V200H38ZM44 201V200H43ZM223 201H224V199H223ZM21 202H23V201H21ZM134 202V201H133ZM179 202V201H178ZM210 202H211V200H210ZM45 203V202H44ZM221 203V202H220ZM229 203V204H230ZM0 204H1V206H3V207H1V212H0V223H10V224H12V222L10 221V218H11V215L9 214V212H8V208H9V210H10V208L12 207V205L11 204H9V203H4V200H2L1 202H0ZM20 204V203H19ZM25 204H27V203H25ZM21 205V204H20ZM42 205V204H41ZM46 205H47V203H46ZM106 205V204H105ZM113 205V204H112ZM122 205V204H121ZM134 205V204H133ZM197 205L198 206H200V207H202L203 208V206L205 205L204 204V201H202V200H200V201H198V203H197ZM209 205V204H208ZM219 205V204H218ZM225 205V204H224ZM30 206H32V205H30ZM39 206V205H38ZM138 206V205H137ZM144 206V205H143ZM181 206V205H180ZM180 206H178L179 207V210H180ZM227 206V205H226ZM24 207V206H23ZM106 207V206H105ZM215 207V206H214ZM224 207V206H223ZM228 207H230V205H228ZM13 208V207H12ZM21 208V207H20ZM177 208V207H176ZM191 208H192V206H191ZM199 208V207H198ZM209 208V207H208ZM210 208H212V207H210ZM16 210H18V209H16ZM22 210H25L24 208H22ZM27 210V209H26ZM25 210V211H26ZM124 210V209H123ZM149 210V209H148ZM178 210V211H179ZM187 210V211H186ZM217 210H216V212H217ZM18 212V211H17ZM28 212V211H27ZM57 212V211H56ZM117 212V211H116ZM213 212V211H212ZM215 212V213H216ZM26 213V212H25ZM121 213V212H120ZM125 213V212H124ZM179 213H181V217L183 216V220H185L186 221V223H192L193 222V224H195V226L197 225L196 224V219H199V215H200V213H201V209H197L196 211H194V210H192L191 211V209H190V211L188 212V208L187 209H181L180 210V212ZM178 213V214H179ZM15 214H17V213H15ZM27 214V213H26ZM30 214V213H29ZM186 214V215H185ZM205 215H206V213H204ZM21 215V214H20ZM14 216V215H13ZM34 216V215H33ZM16 218H17V215L15 216ZM14 217V218H15ZM21 217V216H20ZM185 217V218H184ZM211 217V216H210ZM13 218V219H14ZM30 218H32V216L30 217ZM29 217H27V219H26V217H24L22 220H20V222H19V225L20 224H24L25 223V220H28L29 221V224L28 225H30V226H32V224H33V219H30ZM213 218V217H212ZM18 219H19V217H18ZM18 219H16V222H18L17 220ZM97 219V218H96ZM99 219V218H98ZM181 219V218H180ZM204 219V218H203ZM217 219V218H216ZM179 220V219H178ZM9 221V222H8ZM12 221H14V220H12ZM38 221V220H37ZM79 221V220H78ZM200 221V220H199ZM207 221V220H206ZM217 221V220H216ZM215 221V222H216ZM200 222H202V221H200ZM204 222V221H203ZM209 222V221H208ZM42 224H44L43 222H41ZM75 223V222H74ZM56 224V223H55ZM155 224V223H154ZM206 224V223H205ZM216 224V223H215ZM9 225V224H8ZM14 225V224H13ZM36 225V224H35ZM96 225V224H95ZM185 225V224H184ZM183 225V226H184ZM7 227V226H6ZM37 227V226H36ZM47 227V226H46ZM45 227V228H46ZM53 227H55L54 225H53ZM92 227H94V226H92ZM91 227V228H92ZM99 227V226H98ZM194 227V226H193ZM198 227V226H197ZM202 227V226H201ZM203 227H204V225H203ZM1 228V227H0ZM21 228V227H20ZM24 228V227H23ZM38 228H39V226H38ZM194 228H196V227H194ZM208 228V227H207ZM209 228H211V227H209ZM50 229V228H49ZM154 229V228H153ZM184 229V232H187V234H188V232H189V234H191L190 233V231H189V229H191V228H189V229H186V228H183ZM198 229V228H197ZM6 230V229H5ZM4 230V228L2 229V231H1V233L2 232H4L5 231ZM13 230V229H12ZM34 230V229H33ZM51 230V229H50ZM49 230V231H50ZM55 230V229H54ZM57 230V229H56ZM94 230V229H93ZM97 230V229H96ZM152 230V229H151ZM196 230V229H195ZM199 230V229H198ZM183 231V230H182ZM205 231V230H204ZM203 231V232H204ZM207 231V230H206ZM210 231V230H209ZM211 231V232H212ZM34 232V231H33ZM34 233H36V232H34ZM55 233V232H54ZM60 233V232H59ZM17 235H19L18 233H16ZM22 234H23V232H22ZM28 234V233H27ZM209 234V233H208ZM208 234L206 235L207 237H208ZM5 235V234H4ZM3 235V236H4ZM41 235V234H40ZM183 235V234H182ZM185 235V234H184ZM38 236H39V234H38ZM42 236V235H41ZM205 236V235H204ZM203 236V237H204ZM205 236V237H206ZM209 236H210V234H209ZM13 237H15V236H13ZM22 237V236H21ZM23 237H24V235H23ZM35 237V236H34ZM37 237V236H36ZM60 237V236H59ZM190 237H191V235H190ZM211 237H212V235H211ZM7 238H8V236H7ZM46 238V237H45ZM193 238V237H192ZM191 238V239H192ZM10 239V238H9ZM21 239V238H20ZM44 239V238H43ZM53 239V238H52ZM59 239V238H58ZM187 239H188V237H187ZM11 240V239H10ZM23 240V239H22ZM40 240H41V238H40ZM47 240H48V238H47ZM2 241H4L3 239H2ZM20 240H18V242H19ZM33 241V240H32ZM51 241V240H50ZM50 241H49V243H50ZM58 241V240H57ZM60 241V240H59ZM184 241V240H183ZM191 241V240H190ZM189 241V242H190ZM255 241H257V242H255ZM22 242V241H21ZM35 242V241H34ZM41 242H42V240H41ZM44 242V241H43ZM53 242V241H52ZM206 242V241H205ZM59 243H61V241L59 242ZM191 243H192V241H191ZM210 243V242H209ZM57 244V243H56ZM110 244V243H109ZM204 244V243H203ZM5 245V244H4ZM12 245V244H11ZM51 245V244H50ZM58 245V244H57ZM259 245V244H258ZM3 246V245H2ZM49 246V245H48ZM56 246V245H55ZM213 246H214V244H213ZM264 246V245H263ZM15 247V246H14ZM72 247V246H71ZM204 247V246H203ZM256 247V246H255ZM18 248V247H17ZM46 248H48V247H46ZM45 248V246H42V249H41V247H39L38 246V250H40L41 249V252H43V253H41L40 255H39V257L37 258V260L35 259V261L33 260V259H30V257L28 258V259H25L24 260V262H23V264H55V262H56V260L55 259H57V253L53 250V248H49L50 250L48 251L47 249ZM202 248V247H201ZM3 249V248H2ZM56 249H58V247H56ZM98 249V248H97ZM119 249V248H118ZM176 249H177V247H176ZM175 249V250H176ZM253 249H256V248H254L253 247ZM98 250H100V249H98ZM97 250V251H98ZM106 250V249H105ZM257 250V249H256ZM46 251V252H45ZM53 251V252H52ZM94 251V250H93ZM96 251V252H97ZM124 251V250H123ZM203 251V250H202ZM11 252V251H10ZM201 252V251H200ZM207 257H204V258H202V259H198V261H197V263L196 264H211L212 263V261L214 260V259H216V257H219L218 255L219 254H217V251L212 247V244H210L209 246H208V248H207ZM254 252V251H253ZM37 253V252H36ZM36 253H35V255H36ZM187 253V252H186ZM29 254V253H28ZM97 254V253H96ZM202 254V253H201ZM214 254H216V256H214ZM187 255V254H186ZM252 255H254V254H252ZM2 256V255H1ZM7 256V255H6ZM9 256H11V255H9ZM29 256V255H28ZM33 256V255H32ZM98 256V255H97ZM101 256V255H100ZM138 256V255H137ZM156 256V255H155ZM222 256V255H221ZM164 257V256H163ZM199 257V256H198ZM224 257H226V256H224ZM223 257V258H224ZM256 257V256H255ZM16 258H19V257H16ZM27 258V257H26ZM201 258V257H200ZM221 258V257H220ZM228 258H230V257H228ZM235 258V257H234ZM226 259V258H225ZM18 260V259H17ZM234 260V259H233ZM6 261V260H5ZM59 261V260H58ZM61 261V260H60ZM96 261V260H95ZM225 261V260H224ZM10 262H15V263H13V264H18V262L13 258H11V260H10ZM62 262V261H61ZM218 263H220V260L219 261H217ZM217 262H216V264H217ZM9 263V262H8ZM68 263H69V260H68ZM104 263V262H103ZM12 264V263H11ZM215 264V263H214ZM220 264H222V262L220 263Z\"/></svg>",
	"mask_w": 264,
	"mask_h": 264
}]
</instances>
